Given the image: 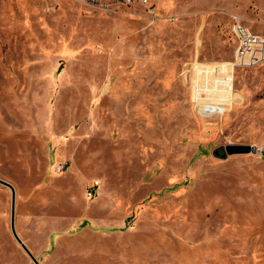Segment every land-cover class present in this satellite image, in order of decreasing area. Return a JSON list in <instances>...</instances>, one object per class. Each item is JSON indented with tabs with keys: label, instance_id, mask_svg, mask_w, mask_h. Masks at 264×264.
<instances>
[{
	"label": "rangeland",
	"instance_id": "374dc122",
	"mask_svg": "<svg viewBox=\"0 0 264 264\" xmlns=\"http://www.w3.org/2000/svg\"><path fill=\"white\" fill-rule=\"evenodd\" d=\"M149 2L0 0L16 231L40 264H264V63L231 30L264 35V0ZM11 205L0 264H36Z\"/></svg>",
	"mask_w": 264,
	"mask_h": 264
},
{
	"label": "built area",
	"instance_id": "2783aa9c",
	"mask_svg": "<svg viewBox=\"0 0 264 264\" xmlns=\"http://www.w3.org/2000/svg\"><path fill=\"white\" fill-rule=\"evenodd\" d=\"M147 8L154 12V4L149 0H141ZM236 38V64L256 66L264 63V35L253 32L241 21L235 20L231 27Z\"/></svg>",
	"mask_w": 264,
	"mask_h": 264
},
{
	"label": "water",
	"instance_id": "95a60500",
	"mask_svg": "<svg viewBox=\"0 0 264 264\" xmlns=\"http://www.w3.org/2000/svg\"><path fill=\"white\" fill-rule=\"evenodd\" d=\"M225 150H226V154L230 155V154H236V153H249L252 151H256L257 149L250 144H228V145H226ZM0 183L7 185L12 190V205H11V229H12V232H13L15 238L21 244V246L30 255V257L35 261V263L40 264L38 259L35 257V255L32 253V251L29 249V247L23 242V240L20 238V236L18 235V233L16 231V227H15L16 191H15V188L11 183H9V182L1 179V178H0Z\"/></svg>",
	"mask_w": 264,
	"mask_h": 264
},
{
	"label": "bare ground",
	"instance_id": "6f19581e",
	"mask_svg": "<svg viewBox=\"0 0 264 264\" xmlns=\"http://www.w3.org/2000/svg\"><path fill=\"white\" fill-rule=\"evenodd\" d=\"M205 106V105H204Z\"/></svg>",
	"mask_w": 264,
	"mask_h": 264
}]
</instances>
